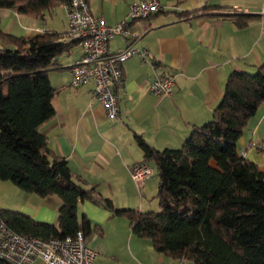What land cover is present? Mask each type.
Returning <instances> with one entry per match:
<instances>
[{
  "label": "crops",
  "instance_id": "1",
  "mask_svg": "<svg viewBox=\"0 0 264 264\" xmlns=\"http://www.w3.org/2000/svg\"><path fill=\"white\" fill-rule=\"evenodd\" d=\"M88 1L91 13L113 26L126 19L129 6L140 0ZM160 2L162 11L149 18L129 19V35L109 43L112 53L128 46L149 52L146 58L135 53L125 62L116 117H108L104 106L92 96L93 83L71 85L70 68L84 55L80 44L74 43L49 71L57 90L53 99L56 113L41 132L48 137L49 147L68 160L73 173L82 176L83 185H95L117 208L153 211L158 206L155 165L147 162L154 172L145 184L132 178L133 166L143 161L136 134L160 151L182 146L196 126L212 119L230 73L235 69L254 72L264 64V0ZM58 3L39 18L0 9V27L25 38L46 30L56 32L62 41L68 17ZM238 14L255 18L241 28L233 19ZM167 73L174 75L176 87L172 96L164 99L151 91L150 83ZM263 142L264 103L238 141L240 154L264 171V148L254 145ZM8 196L7 205L0 207L58 224L62 202L57 196L41 198L17 186L8 188ZM78 215H86L92 224L103 228L102 234L87 238L97 253L92 264H187L158 253L151 240L132 232L127 218L115 216L103 206L84 201ZM34 264L46 263L37 258Z\"/></svg>",
  "mask_w": 264,
  "mask_h": 264
},
{
  "label": "trees",
  "instance_id": "2",
  "mask_svg": "<svg viewBox=\"0 0 264 264\" xmlns=\"http://www.w3.org/2000/svg\"><path fill=\"white\" fill-rule=\"evenodd\" d=\"M61 0H0V9L44 17ZM254 15H234L241 28ZM0 181L41 198L57 196L58 224L0 208V221L18 233L43 240L74 236L87 239L103 228L86 215L84 201L103 206L130 221L132 232L151 240L154 249L191 264H264V171L238 150V141L264 103V64L256 71L233 70L212 119L196 126L178 148L157 150L143 136L136 141L143 162L159 178L158 211L117 208L96 186L83 185L68 160L48 145L41 127L55 116L56 88L49 71L75 41L56 32L32 38L0 27ZM83 182V183H82ZM0 264H9L0 259Z\"/></svg>",
  "mask_w": 264,
  "mask_h": 264
},
{
  "label": "built area",
  "instance_id": "3",
  "mask_svg": "<svg viewBox=\"0 0 264 264\" xmlns=\"http://www.w3.org/2000/svg\"><path fill=\"white\" fill-rule=\"evenodd\" d=\"M58 5L68 17V30L62 41H75L84 51L83 57L70 68L71 85L81 87L93 83L92 96L104 106L108 117H116L125 62L135 53L146 58L149 52L128 46L112 53L109 43L118 36L129 35V19L149 18L162 11L164 6L160 0H140L129 6L126 19L108 26L103 18L91 13L88 0H61ZM175 87L176 81L171 73L157 75L150 83L151 91L164 99L172 96ZM254 145L264 148V142ZM153 172V168L142 161L133 166L132 178L142 185ZM96 256L82 231L74 236L43 240L18 233L0 221V259L9 264H34L37 258L46 264H92Z\"/></svg>",
  "mask_w": 264,
  "mask_h": 264
},
{
  "label": "rangeland",
  "instance_id": "4",
  "mask_svg": "<svg viewBox=\"0 0 264 264\" xmlns=\"http://www.w3.org/2000/svg\"><path fill=\"white\" fill-rule=\"evenodd\" d=\"M152 165H154V163ZM13 185L14 184L10 181H0V204L7 205V203H8L7 202L8 201L7 200L8 188L16 186V185H14V186ZM8 197H11V195H9ZM156 202L158 204V199H156ZM0 208H5V207H0ZM8 209H10V208H8ZM158 210H159V205L153 211H158ZM150 211H152V210H150ZM44 222H46V221H44ZM50 223H52V222H50ZM186 262H187V264H191V262H189V261H186Z\"/></svg>",
  "mask_w": 264,
  "mask_h": 264
}]
</instances>
